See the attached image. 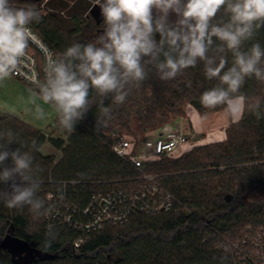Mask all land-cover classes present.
I'll return each instance as SVG.
<instances>
[{
	"label": "trees",
	"instance_id": "trees-1",
	"mask_svg": "<svg viewBox=\"0 0 264 264\" xmlns=\"http://www.w3.org/2000/svg\"><path fill=\"white\" fill-rule=\"evenodd\" d=\"M9 2L14 9L38 14L27 25L65 63L69 58L63 53L72 45L102 47L104 22L98 25L81 14L66 16L43 10L40 0ZM153 14L154 19L159 15L155 9ZM179 19L170 11L167 25L176 27ZM230 22L226 4L211 19L210 29ZM154 38L159 43L160 34L155 33ZM254 45L264 53V21L254 22L252 35L242 40L238 50L248 54ZM165 51H169L167 44L155 60L141 58L145 78L124 84L123 102L115 101V92L101 94L90 87L84 117L71 133L65 129L64 137L47 135L11 114L0 117V152L19 151L32 158L31 181L22 182L19 176L0 181V245L11 233L56 256L29 264H231L226 244L241 238L249 226L264 222V54L257 65L261 77L245 76L238 90L229 92L232 99L244 98V111L241 120L227 128L225 141L196 146L178 157L162 156L146 162L139 171L112 150V133L133 135L141 147L151 133L185 117L189 105L201 116L228 107L226 103L214 107L201 103L205 91L228 90L220 76L235 65V55L224 41L213 36L208 46L211 67L225 61L220 76L211 78L206 75L207 60L197 58L195 66L182 69L174 78L161 79L157 64L165 60ZM47 144L53 149L51 154L43 153ZM12 167L9 155L0 163V173ZM142 172L156 176L180 204L165 215L138 214L124 224H106L78 249L74 242L80 231L69 226L49 228L46 216L54 205L47 198L50 193L65 192L71 203L83 209L97 192L138 188ZM14 183L38 185L33 204L7 206ZM37 203L39 207L34 206ZM0 264H16L1 246Z\"/></svg>",
	"mask_w": 264,
	"mask_h": 264
},
{
	"label": "clouds",
	"instance_id": "clouds-1",
	"mask_svg": "<svg viewBox=\"0 0 264 264\" xmlns=\"http://www.w3.org/2000/svg\"><path fill=\"white\" fill-rule=\"evenodd\" d=\"M226 4L231 22L210 29L211 19ZM100 7L107 26L100 38L102 47L93 44L68 47L63 53L65 58H69L68 62L53 61L47 83L41 88V98L46 104H54L61 117L60 123L68 133L73 131L74 124L87 111L90 87L101 94L115 92V101L123 102L126 94L121 90L124 84L129 79L142 81L145 78L141 58L150 56L155 60L165 44L169 46V51L163 53L165 60L157 64L161 79L174 78L182 69L195 66L197 58L207 60L208 78L220 76L225 61L221 59L218 66L211 67L213 62L206 57L213 36L224 41L227 48L233 51L235 65L220 76L228 90L205 91L201 103L207 107L226 103L234 118L242 115L244 98L232 99L229 92H236L245 76L262 75L257 67L264 54L259 45H254L248 54L238 49L242 40L252 35L254 22L264 21V0H186L184 3L182 0H104ZM154 9L159 13L155 19ZM170 11L180 17L176 27L167 25ZM37 15L31 10L10 7L9 0H0V79L7 76L18 58L25 54L27 40L32 36L25 25ZM155 33L160 34L159 43L154 38ZM73 60L80 63L73 65ZM103 111L107 113L109 110ZM9 155L14 167L5 168L0 173V181L7 182L16 176L22 182L31 181L28 172L32 158L27 153L13 151L9 154L4 151L0 152V163ZM37 187L35 183L29 186L14 183L7 206L15 208L33 204ZM34 206L40 205L37 203Z\"/></svg>",
	"mask_w": 264,
	"mask_h": 264
},
{
	"label": "built area",
	"instance_id": "built-area-1",
	"mask_svg": "<svg viewBox=\"0 0 264 264\" xmlns=\"http://www.w3.org/2000/svg\"><path fill=\"white\" fill-rule=\"evenodd\" d=\"M25 27L32 36L27 40L25 54L18 58L9 73L42 94L41 88L47 83L51 63L61 60L30 26ZM111 137L112 150L139 171H143L146 162L171 156L179 148L190 144L186 134L174 130L162 131L141 147L137 146L134 138L117 133H112ZM141 181L142 184L135 189L97 192L83 209L71 203L65 192L58 196L50 193L47 198L54 201V205L46 216L49 228L69 226L80 231V237L74 242V248L78 249L106 224H124L138 214L165 215L180 204L157 181L156 176L142 172ZM226 250L231 255V264H264V222L259 226H249L241 238L226 244Z\"/></svg>",
	"mask_w": 264,
	"mask_h": 264
},
{
	"label": "crops",
	"instance_id": "crops-1",
	"mask_svg": "<svg viewBox=\"0 0 264 264\" xmlns=\"http://www.w3.org/2000/svg\"><path fill=\"white\" fill-rule=\"evenodd\" d=\"M40 2L44 4L43 7L45 8V10L55 11L66 16H72L75 14H81L86 16L90 13V10L93 7V5L97 4V0H40ZM103 3L104 0H99L98 4H103ZM243 111H244V100L242 105V115L239 118H234L231 112L229 111L228 107L224 110L214 112L207 116H201L194 107L189 105L187 107V112L185 117L178 119L176 123H174L173 125L166 126L162 130L153 132L149 138L156 137L164 130L181 131L189 137V141L191 143L190 150L198 146L196 144L197 142H199L201 145L223 142L227 139V133H226L227 128L232 123H237L241 120L243 116ZM47 113L50 115V117L54 114V112L51 113L47 112ZM58 118L61 120L60 114H58ZM54 124H55V128H59L60 122H54L53 125ZM53 130L54 129H49V131H46L42 129L40 131L49 135L50 131ZM45 148H47L50 151L53 150L49 144H47ZM181 155L182 153L177 156L176 155L174 156L178 157Z\"/></svg>",
	"mask_w": 264,
	"mask_h": 264
},
{
	"label": "rangeland",
	"instance_id": "rangeland-1",
	"mask_svg": "<svg viewBox=\"0 0 264 264\" xmlns=\"http://www.w3.org/2000/svg\"><path fill=\"white\" fill-rule=\"evenodd\" d=\"M42 5L44 4L41 3V7L43 10H45ZM41 97L42 94L37 92L34 88L27 85L26 83L14 78L9 73L4 78L0 79V117L4 114H11L23 121L30 123L40 130L44 129L49 131V129H54L53 131H50V136L53 135L55 138L64 137L65 128L62 126V124H59V128H55V124L53 125L54 122H60V119L58 118L59 113L56 110V107L53 103H44ZM47 112H54V114L50 117ZM151 135L152 133L150 136ZM125 136L128 138H134L133 135ZM196 144L198 146H202L199 142ZM190 148L191 143L176 150L174 155L177 156L181 153L183 154L189 151ZM52 152L53 150L50 151L45 147L43 148L44 154H51ZM174 155L172 154L171 156Z\"/></svg>",
	"mask_w": 264,
	"mask_h": 264
},
{
	"label": "water",
	"instance_id": "water-1",
	"mask_svg": "<svg viewBox=\"0 0 264 264\" xmlns=\"http://www.w3.org/2000/svg\"><path fill=\"white\" fill-rule=\"evenodd\" d=\"M100 5L102 4L97 3L93 5L90 10V15L98 25L104 22ZM0 246L1 249L7 251L12 256V260L16 264H29L36 259L52 260L56 257L37 248L35 243L24 241L13 236L11 233L5 237Z\"/></svg>",
	"mask_w": 264,
	"mask_h": 264
},
{
	"label": "flooded vegetation",
	"instance_id": "flooded-vegetation-1",
	"mask_svg": "<svg viewBox=\"0 0 264 264\" xmlns=\"http://www.w3.org/2000/svg\"><path fill=\"white\" fill-rule=\"evenodd\" d=\"M84 16V15H83ZM85 17H87L88 19H93L94 20V18L90 15V13L88 14V15H86ZM95 21V20H94Z\"/></svg>",
	"mask_w": 264,
	"mask_h": 264
}]
</instances>
